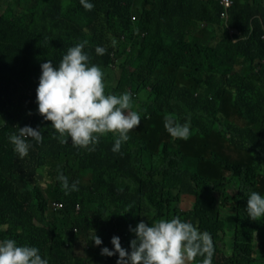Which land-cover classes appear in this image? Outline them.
<instances>
[{"label":"trees","instance_id":"16d2710c","mask_svg":"<svg viewBox=\"0 0 264 264\" xmlns=\"http://www.w3.org/2000/svg\"><path fill=\"white\" fill-rule=\"evenodd\" d=\"M89 2L0 0V240L38 248L48 264H116L101 255L113 236L130 251V228L179 216L210 233L212 264H264V219L246 211L251 192L264 196V0ZM83 41L105 94L130 92L141 115L119 152L113 133L91 152L61 144L37 111L40 65L59 66ZM169 114L190 119L189 139L165 130ZM26 125L43 141L20 158L9 135ZM59 174L78 191L65 195Z\"/></svg>","mask_w":264,"mask_h":264},{"label":"clouds","instance_id":"9594fccd","mask_svg":"<svg viewBox=\"0 0 264 264\" xmlns=\"http://www.w3.org/2000/svg\"><path fill=\"white\" fill-rule=\"evenodd\" d=\"M80 4L86 11L94 7L89 0H80ZM87 43L83 41L69 47L59 66L54 67L51 60L40 65L37 111L59 133V143L67 144L70 138L73 147L91 152L100 137L113 133L118 138L112 151L119 152L122 143L129 140V132L141 123V115L138 110H133L130 92L105 94L103 71L98 65L90 64V56L83 51ZM112 44L115 46L116 41L113 40ZM106 51L101 46L95 48L97 55H104ZM164 127L173 138L187 140L191 136L190 119L181 124L169 114L164 117ZM30 140L42 142V128L26 125L18 128V133L9 135V141L20 158L29 154ZM144 156L149 154L144 153ZM57 180L65 195L78 191L76 184L70 185L63 174H59ZM200 205L204 206L202 202ZM246 211L252 221L264 219V196L251 192ZM92 230L90 240L95 246L101 245L102 240ZM130 231L135 233V239L130 241V251L122 248L119 237L113 236L110 241L113 249L104 247L101 255L118 254L116 264H212L214 243L210 233L201 232L179 216L161 218L152 224L141 221ZM219 235L222 236L220 232ZM228 239L220 241L221 244L225 245ZM83 244L84 249L89 250ZM77 245L81 244H76L74 251ZM73 256L80 261L86 255ZM198 256L203 259L197 261ZM0 264H48V260L41 257L38 248L18 246L14 239L8 238L0 240Z\"/></svg>","mask_w":264,"mask_h":264},{"label":"rangeland","instance_id":"374dc122","mask_svg":"<svg viewBox=\"0 0 264 264\" xmlns=\"http://www.w3.org/2000/svg\"><path fill=\"white\" fill-rule=\"evenodd\" d=\"M146 161L148 164H153L154 166H156L160 163V158H158V157L150 158L149 156H147ZM39 172L41 173V170ZM37 183L40 184L42 187L41 192H46L49 189V185H47V186L42 185L43 180L40 178V176L38 177ZM74 255L76 257H78V256L83 257V256L87 255V252L81 245H77L75 247Z\"/></svg>","mask_w":264,"mask_h":264},{"label":"built area","instance_id":"2783aa9c","mask_svg":"<svg viewBox=\"0 0 264 264\" xmlns=\"http://www.w3.org/2000/svg\"><path fill=\"white\" fill-rule=\"evenodd\" d=\"M218 1H219V4L222 5L224 9H227L232 4V0H218ZM59 207H61L60 204H58L57 208H59Z\"/></svg>","mask_w":264,"mask_h":264}]
</instances>
